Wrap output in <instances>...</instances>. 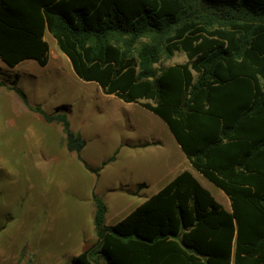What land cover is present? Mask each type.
<instances>
[{
    "label": "trees",
    "instance_id": "16d2710c",
    "mask_svg": "<svg viewBox=\"0 0 264 264\" xmlns=\"http://www.w3.org/2000/svg\"><path fill=\"white\" fill-rule=\"evenodd\" d=\"M45 32L80 81L159 117L230 203L185 170L106 226L92 193L95 241L67 264H264V0H0L6 67L46 66ZM177 52L184 63L156 66ZM1 87L60 125L66 151L97 173L65 114L30 105L14 80Z\"/></svg>",
    "mask_w": 264,
    "mask_h": 264
},
{
    "label": "rangeland",
    "instance_id": "374dc122",
    "mask_svg": "<svg viewBox=\"0 0 264 264\" xmlns=\"http://www.w3.org/2000/svg\"><path fill=\"white\" fill-rule=\"evenodd\" d=\"M44 40L48 44L44 68L25 61L7 69L0 61V79L8 84L14 80L30 105L48 114L56 110L65 114L71 130L84 141L82 159L98 171L90 173L74 153L66 151L60 125L46 124L13 91L1 87L0 264H67L95 241L91 194L103 200L104 224L112 226L148 193L140 183L148 178L142 171L162 164L151 160L149 149L138 159L134 152L123 150L128 138L134 137L128 130V116L137 130L148 131L157 130L153 117L139 112L140 105L116 104L95 84L77 79L53 38L45 33ZM185 61L177 52L170 58L162 56L156 66ZM138 135L150 137L145 132ZM171 159L168 178L187 165L178 152L173 167ZM196 176L223 203L218 198L221 191Z\"/></svg>",
    "mask_w": 264,
    "mask_h": 264
},
{
    "label": "crops",
    "instance_id": "0c3cea01",
    "mask_svg": "<svg viewBox=\"0 0 264 264\" xmlns=\"http://www.w3.org/2000/svg\"><path fill=\"white\" fill-rule=\"evenodd\" d=\"M45 33H47V32H45ZM44 36H45V34H44ZM32 62H33V65H35V67H36V65L39 66L36 62H34V61H32ZM20 64H18L17 66H19ZM2 67H4V66H2ZM16 67H14V68H16ZM39 67H41V66H39ZM44 67H41V68H44ZM5 68L10 69V68H8L6 66H5ZM14 68H12V69H14ZM92 84H94V83H92ZM104 96H106L107 98H113V99H115V101H116L115 103L116 104H120L121 103V104H123L126 107L127 106H132V105H138V104H132V103H130V104L123 103L120 100H118L117 98H115L114 96H110V95H104ZM125 109H127V108H125ZM144 111L146 113H149V115H151L153 117L154 122L157 125V130H152V131H148V130H144V129L137 130L136 129V125L132 122L133 120H131V118L128 116V118H127V124L129 126L128 130H131V132L134 133V137L128 138V140L125 143L126 148L125 149L122 148L123 150H130L131 153L134 152L135 153L134 154L135 155V157H134L135 159L139 158L138 155H141V157L145 156V154H147V153L144 152V151H146V149H149L150 153L153 155L152 156L153 158L151 160H158V162H160V163L162 162V164H160V166H158V168L156 170L151 168L152 171H149L147 168H145L146 171L144 172L141 169L142 173L146 174L148 176V178H147V180L142 181L140 183H144L146 185V187L143 186L144 188H142V189L143 190L144 189L148 190V193L142 195V199L140 201V204L143 203L151 195L157 193L164 185H166L178 173H180L182 171L186 170V171L191 172L193 174V176L199 181V179L196 176L197 172L192 169L191 165L189 164L187 159L184 157V155L181 152L179 146L177 145L174 137L172 136V134L170 133L169 129L164 124V122L159 117H157L156 115L150 113L149 111L145 110L142 107L139 110V112H141V113H144ZM140 132H142V133L145 132V133L149 134L150 137L147 138L146 136H143V137L140 138L139 135H138V133H140ZM120 151H121V146H120ZM175 152H178V155L181 158L185 159L187 165L184 166V168L181 169L178 173H176V174L172 175L170 178H168L169 171H168V168H167V165H168L167 161L169 160V158L170 159L172 158L170 162H171L172 167L174 166L173 156H174ZM162 159H165V161H166L165 167H163ZM146 162H149V161H146ZM149 163H151V162H149ZM151 165L153 167L154 163L152 162ZM199 176H201V175H199ZM199 183L203 186V184L200 181H199ZM221 192L218 193V198L220 199L221 202H223L225 204V206H227V210H230L229 200L225 196V194L223 192L222 193ZM139 196H141V194H139ZM218 203H220V202L218 201ZM223 203H220L222 205V207L224 206ZM139 205H136V206L134 205V207L127 214H129L133 209H135ZM223 208H226V207H223ZM127 214H125L123 217H125ZM123 217H121L120 219H122Z\"/></svg>",
    "mask_w": 264,
    "mask_h": 264
}]
</instances>
